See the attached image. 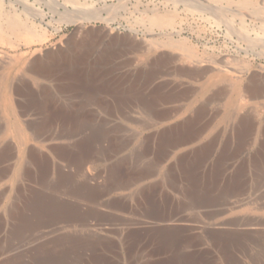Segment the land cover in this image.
I'll list each match as a JSON object with an SVG mask.
<instances>
[{
  "label": "rangeland",
  "instance_id": "1",
  "mask_svg": "<svg viewBox=\"0 0 264 264\" xmlns=\"http://www.w3.org/2000/svg\"><path fill=\"white\" fill-rule=\"evenodd\" d=\"M40 1L0 0L45 33L43 42L10 37L13 47L0 45V153L9 166L0 180V209L19 211L25 199L63 204L76 208L63 213L81 212L78 220L100 236L131 226L144 228L151 242L160 233L153 227H185L183 220L189 251L174 245L178 237L169 240V261L264 264V0ZM154 14L173 24L151 26ZM78 18L84 19L79 25ZM169 39L183 40L196 56L164 48ZM53 51L55 70L47 76L34 71L32 60ZM217 65L230 72L216 71ZM237 83L257 88L254 96L236 90ZM113 102L125 110H110ZM91 106L101 113L97 120ZM201 106L209 120L202 128L194 122L189 132V118ZM72 151L82 157L75 155L70 166L64 157ZM200 158V170L213 169L210 182L238 173L242 183L230 193L189 197L168 173ZM11 236L0 240V264H26L24 244L16 250L6 241ZM95 247L61 257L84 263L99 256Z\"/></svg>",
  "mask_w": 264,
  "mask_h": 264
},
{
  "label": "crops",
  "instance_id": "2",
  "mask_svg": "<svg viewBox=\"0 0 264 264\" xmlns=\"http://www.w3.org/2000/svg\"><path fill=\"white\" fill-rule=\"evenodd\" d=\"M191 74L189 75L191 76ZM111 104L110 110L114 112L121 113L125 110L124 104L114 102ZM91 107L90 115H93L97 120V115L101 113H99L97 106L95 108ZM160 113L163 115L167 114L164 112L163 107L160 109ZM195 116L194 121L191 117L189 118V132L194 122H197L196 124L202 128L204 127V121L209 120L202 106L195 110ZM159 119H163V117ZM9 148L12 149L11 146ZM3 154V152L0 153V180L9 168L2 161V157L4 158ZM45 158L46 156L43 158L45 161L43 164L45 165V175H47L49 165H47ZM38 169L44 168L37 167ZM46 196L45 198H47ZM21 202L23 203V209L20 208L19 211L13 212L8 209H0V240H3V237L6 238L8 235H12L5 240L13 243L12 247H15L16 250L21 249V245L24 244L25 251L27 252L26 264H66L65 258H62L61 261L57 260L61 258V255H64L65 251L81 249L84 245L96 246L94 248V256L97 255L96 250H99L100 253L98 257L87 259V262H80V264H147L151 260H154L158 264H176L174 259L173 261L170 260V263V254L166 253L169 240H173L174 242L176 237L178 239L181 237V239L178 240V245L176 243L175 246L186 248L185 250L189 251V223L183 220L179 221L185 223V227L177 226L170 229L153 227V229L160 231V233L155 238L153 237V242H151V237L147 235L146 238V233L141 231L144 228L120 227L121 232L119 234H115L114 230H111L105 232L103 235L100 233V236L94 230V226L91 227L92 225H90L88 227L78 220L77 216L81 212L75 211V215H69L57 209L56 211L43 213L42 211L39 212V208L37 210L33 208L35 206H32L33 203L31 201L28 202V199ZM185 228H188V230ZM185 250L181 254H185ZM171 254L173 255V253ZM56 257L58 259L54 261ZM132 257L134 259L131 261Z\"/></svg>",
  "mask_w": 264,
  "mask_h": 264
},
{
  "label": "bare ground",
  "instance_id": "3",
  "mask_svg": "<svg viewBox=\"0 0 264 264\" xmlns=\"http://www.w3.org/2000/svg\"><path fill=\"white\" fill-rule=\"evenodd\" d=\"M21 1V0H20ZM41 1H43V0H41ZM41 1L39 2L40 4H41ZM70 1V0H69ZM73 1V0H72ZM214 1H227L228 2V0H214ZM17 2V1H16ZM23 2V1H22ZM9 4V3H8ZM28 4V3H27ZM43 4V3H42ZM49 4V3H48ZM68 4V3H67ZM72 4V3H71ZM3 4L2 3H0V45L2 46V45H8V46H10V47H13V44H12V42H11V38L12 37H18V38H22V39H24L27 43H31L33 40L32 39H35V38H37V41L38 42H43L44 40H43V36H45L44 34V32H42V34L43 35H40V34H38V31H37V27L35 28V26H33L31 23H29L28 22V19L26 20L25 19V17L23 18V17H20V15L21 14H18L17 15V13H16V11L15 12H13V11H9V10H6L3 6H2ZM74 5H76V4H74ZM45 6V5H44ZM52 6V5H51ZM61 6V5H60ZM63 6V5H62ZM46 7V6H45ZM44 7V8H45ZM56 7V6H55ZM64 7H65V5H64ZM75 8H76V6H74ZM9 8H11V7H9ZM15 7H13L12 9H14ZM26 8V7H25ZM43 8V9H44ZM42 9V10H43ZM51 9V8H50ZM53 10H54V8H52ZM51 9V10H52ZM17 10V9H16ZM40 10V9H39ZM19 11V10H18ZM55 11V10H54ZM56 12V11H55ZM50 13V12H49ZM57 13H58V11H57ZM69 13V12H68ZM67 13V14H68ZM76 13V12H75ZM78 13H79V11H78ZM77 13V14H78ZM44 14V13H43ZM65 14V17L66 16H68L66 13H64ZM71 15H73L72 13H70ZM60 15V13L58 14V16ZM61 15H63V14H61ZM61 15H60V18H61ZM79 15V14H78ZM77 16V15H76ZM38 18H39V16H37ZM80 17V16H79ZM83 17V16H82ZM30 18V17H29ZM46 18V17H45ZM66 18H69V17H66ZM71 18V17H70ZM72 18H74V16H72ZM77 18V17H76ZM83 18H85V15H84V17ZM91 18V17H90ZM62 19H64V18H62ZM42 23L44 22V18H42ZM84 21V19H77L76 21H75V24H77V25H79V24H81L82 22ZM68 22L70 23L71 22V20H68ZM73 22V21H72ZM173 24V18H171V17H169V16H165V15H159V14H154V15H152L151 17H150V25L151 26H153V27H155V28H163V27H165V26H170V25H172ZM41 33V32H40ZM172 36V35H171ZM11 37V38H10ZM14 40V39H13ZM14 44H16L15 42H14ZM60 47V46H59ZM163 47L164 48H167V49H171V50H176V51H180V52H182L183 54H185L187 57H195L196 56V52H195V50L193 49V47H191V46H189L188 44H186L185 42H183V40H179V41H174L173 39H169L167 42H165L164 43V45H163ZM58 49H60V48H58ZM58 49H57V51H58ZM57 51H53V54H51V55H49V56H47V59L46 60H42V59H40V58H35V59H33L32 60V62L30 63V65H32V68H33V70L34 71H36V72H38L39 74H41L42 76H47L48 74L46 73V72H48V71H52V70H55V67L56 66H58V62H57V58H55L53 55H55L54 53L55 52H57ZM61 53H63L62 51H60ZM61 55V54H60ZM56 56V55H55ZM46 58V57H45ZM222 63V62H221ZM27 67V66H26ZM28 68V67H27ZM75 70V69H74ZM210 70V69H209ZM34 71H32V72H34ZM216 71H219V72H222V71H224V72H227L228 71V69H226V67L225 66H219V65H217V68H216ZM31 72V71H30ZM31 72V73H32ZM208 72V71H207ZM228 72H230V71H228ZM255 73V72H254ZM253 73V74H254ZM50 74V73H49ZM256 74V73H255ZM94 77V76H93ZM74 78V77H73ZM77 78V77H76ZM248 78V77H247ZM22 79V78H21ZM66 79L67 80H70L68 77H65V80L64 79H61L62 81H64V82H67L66 81ZM257 79V78H256ZM83 80V79H82ZM253 80V79H252ZM77 82H78V79L76 80ZM95 81V80H94ZM69 82V81H68ZM80 82V81H79ZM253 82V81H252ZM255 82V81H254ZM254 82H253V84H254ZM71 83V82H70ZM246 83V82H245ZM69 84V83H68ZM238 84V83H237ZM249 84V83H248ZM252 84V85H253ZM70 85V84H69ZM73 85H75V84H73ZM77 85V84H76ZM245 85V84H244ZM251 85V86H252ZM235 86H236V90H238V91H240V92H245L246 94H250L251 95V93H252V95L254 96V94H255V91H256V89L254 88V87H250L249 85H247V87L245 86V87H243V85H236L235 84ZM73 87V86H72ZM70 88V87H69ZM245 88V89H244ZM263 89V88H262ZM261 89V90H262ZM244 93V94H245ZM43 96V95H42ZM243 96V95H242ZM249 96V95H248ZM261 96H263V95H261ZM245 97V96H244ZM252 97V96H251ZM250 97V98H251ZM255 97H256V95H255ZM252 99H254V98H252ZM255 100H257V99H255ZM250 101V100H249ZM65 117V119H66V116H64ZM65 119H63L62 121H64ZM66 121V120H65ZM194 121V120H193ZM47 122V121H46ZM182 124V123H181ZM185 124V123H184ZM180 125V124H179ZM188 125V124H187ZM183 127V126H182ZM186 127H189V126H186ZM175 128V127H174ZM174 128L173 129H171V131L170 132H172V133H176V134H178V131H176L175 130V132H174ZM181 130H183L182 128H181ZM185 131V130H184ZM242 134V133H241ZM240 134V135H241ZM245 134V133H244ZM165 137V136H164ZM158 138V137H157ZM241 138V137H240ZM162 140H160V143H161V145H162V142H161ZM242 142V141H241ZM244 142V141H243ZM210 143V142H209ZM215 143V142H214ZM240 144V143H239ZM237 145V146H240V145ZM144 145V144H143ZM156 146H159L160 147V145H156V144H154V147H155V153L158 151L157 149L159 148V147H156ZM241 146H243V145H241ZM237 148H239V147H237ZM161 149V148H160ZM235 149V148H234ZM239 150H241V149H239ZM147 151H148V149H147ZM235 151V150H234ZM237 151V150H236ZM73 153H74V151H72ZM149 152V151H148ZM229 152V151H228ZM154 152H149V155L152 157V159L155 157V154H153ZM158 153V152H157ZM201 153V152H200ZM205 153V152H204ZM231 153H233V151L231 152ZM80 154V152H75L74 154H73V156L72 157H70V156H68V157H64V159L65 160H67L68 161V163H69V165L72 163V161L74 162V159H76L77 157L75 156V155H79ZM91 154V153H90ZM138 154V153H137ZM144 154V153H143ZM206 154V153H205ZM205 154H204V156H205ZM227 154V153H226ZM236 154V153H235ZM240 154V153H239ZM259 154V153H258ZM202 155V154H201ZM262 155V154H261ZM80 156V155H79ZM84 156V155H83ZM93 156V155H92ZM143 156V155H142ZM203 155H202V157H204ZM208 156V155H207ZM226 156V155H225ZM80 157H82V154H81V156ZM86 157V156H85ZM157 157V156H156ZM155 157V158H156ZM198 157V156H197ZM200 157V156H199ZM220 157H221V155H220ZM219 157V158H220ZM87 158V157H86ZM218 158V159H219ZM226 157H224V159H225ZM81 159V158H80ZM88 159H90V158H88ZM152 159H151V161H152ZM202 159H205V158H200V159H197L196 161H195V159L194 160H192L191 161V163L190 164H180L179 166H175L173 169H174V173L171 171V173L169 174L168 173V176L169 177H171L172 179H174V180H176L177 182H179L184 188H187V190H188V192H189V197H191V198H193V196L195 197H202L203 195L205 196V195H207V197H208V195H213V194H217V193H219V195H220V193L221 192H225V191H228L229 193H230V191H233V190H235V188H238V186H240V184L242 183V181L241 180H239V178H237L238 176H237V174L236 175H229L230 177H226L227 175L225 174V175H223V176H221L222 178H217V180L214 178V181H209V179H208V177H209V175L211 174V173H213V169H203V170H200L201 168H199V167H201L200 166V164H198L199 162H201L202 161ZM221 159V158H220ZM223 159V158H222ZM262 159V158H261ZM77 161V160H76ZM154 161H156L155 163H158L159 161L158 160H154L153 159V162ZM204 161V160H203ZM217 161V160H216ZM150 162V161H149ZM76 163H78V162H76ZM80 163H81V161H80ZM84 163V162H83ZM151 163V162H150ZM149 163V164H150ZM88 164H89V162H88ZM216 164V163H215ZM219 164V163H218ZM80 165V164H79ZM86 165V164H85ZM148 165V164H147ZM217 165V164H216ZM216 165L214 166V168H216ZM71 166V165H70ZM75 166V165H74ZM217 166H219V165H217ZM222 166V165H221ZM230 166V165H229ZM77 167V166H76ZM84 167V165L82 166V168ZM150 167V166H149ZM213 167V166H212ZM211 167V168H212ZM224 167V166H223ZM72 168H74V167H72ZM128 168V167H127ZM218 168V167H217ZM216 168V169H217ZM242 168V167H241ZM37 169V168H36ZM85 169V168H84ZM216 169H214V171H217ZM132 170V169H131ZM224 170V169H223ZM73 171V170H72ZM76 171V170H75ZM69 172V171H68ZM74 172V171H73ZM132 172V171H131ZM218 172V171H217ZM70 173V172H69ZM220 173V172H219ZM218 173V174H219ZM128 174H130L129 172H128ZM221 174V173H220ZM241 174V173H240ZM65 175V174H64ZM69 175V174H68ZM172 175V176H171ZM213 175V174H212ZM239 175V174H238ZM73 176V175H72ZM114 176V175H113ZM225 176V177H224ZM237 176V177H236ZM26 177V176H25ZM110 177H112L111 175H110ZM110 177H109V179H110ZM240 177V176H239ZM58 178V177H57ZM63 178H65V177H63ZM113 178V177H112ZM241 178V177H240ZM87 179V178H86ZM114 179V178H113ZM212 179V178H211ZM103 180V179H102ZM108 180V179H107ZM107 182V181H106ZM59 183V182H58ZM113 183V182H112ZM26 184H28V183H26ZM101 184V183H100ZM103 184H105V182L103 183ZM31 187V186H30ZM85 187V186H84ZM83 187V188H84ZM89 188V187H88ZM36 189V188H35ZM86 189V188H85ZM98 190V189H97ZM186 190V189H185ZM40 192V191H39ZM90 192H91V190H90ZM32 193V192H31ZM86 193V192H85ZM222 193V194H223ZM227 193V192H226ZM88 195V194H87ZM71 196V195H70ZM203 196V197H204ZM36 197H38V198H40L41 197V195H40V193H38V194H36ZM43 197V196H42ZM67 197H68V195H67ZM78 197V196H77ZM76 197V198H77ZM70 198H72V197H70ZM75 198V197H74ZM208 198H210V197H208ZM34 199V198H33ZM78 199V198H77ZM76 199V200H77ZM67 200V199H66ZM72 200V199H71ZM199 200H200V198H199ZM205 200V199H204ZM56 201V200H55ZM78 201V200H77ZM70 202V201H69ZM73 202V201H72ZM71 202V203H72ZM65 203H66V201H65ZM64 203V204H65ZM68 203V202H67ZM70 203V204H71ZM62 204V203H61ZM60 204V205H61ZM69 204V203H68ZM68 204H66V205H68ZM69 204V205H70ZM76 204H77V202H76ZM82 204V203H81ZM202 204V203H201ZM37 205H38V207H37ZM63 205V204H62ZM58 206V207H56V206H54L53 204H52V206L51 205H44V203H43V205H40L39 203H35L34 202V204L32 205V206H35V207H33V208H35L36 210L39 208V212L40 211H42L43 213L44 212H52V211H56L57 209L58 210H64V211H69V210H71V209H73V208H75V207H71V208H69V207H63V206ZM89 205V204H88ZM77 206V205H76ZM79 206L80 205H78V207L77 208H79ZM87 206V205H86ZM90 206V205H89ZM92 206V205H91ZM107 206H109V205H107ZM82 207H84V206H82ZM198 208H200V207H202V208H204V204H202V205H199V206H197ZM76 209V208H75ZM82 209H86V208H82ZM96 209H97V207H96ZM34 210V209H33ZM73 211V210H72ZM79 211V210H78ZM70 212V211H69ZM25 213H26V211H25ZM87 213V212H86ZM28 214V213H27ZM38 214H40V213H38ZM37 214V215H38ZM50 214V213H49ZM70 214V213H69ZM71 214H73V213H71ZM89 214H91V213H89ZM102 215V214H101ZM24 216V215H23ZM63 216V215H62ZM26 220V219H25ZM34 221V220H33ZM36 221V220H35ZM80 221V220H79ZM86 222V221H85ZM31 223V222H30ZM24 225V224H23ZM89 227V226H88ZM93 227V226H92ZM99 228V227H98ZM97 229V228H96ZM101 230H102V228H101ZM100 230V231H101ZM26 232V231H25ZM235 234V233H234ZM181 239V238H180ZM179 240V239H178ZM46 241V240H45ZM225 242V241H224ZM176 243V242H175ZM39 245V244H38ZM175 245V244H174ZM227 246V245H226ZM84 247V246H83ZM90 247V246H89ZM173 247V246H172ZM86 248V247H85ZM229 248H230V246H229ZM175 249V248H174ZM231 249V248H230ZM184 250V249H183ZM173 252H174V250H173ZM172 252V253H173ZM20 253H24V252H20ZM57 253V252H56ZM191 253V252H190ZM192 253H194L193 251H192ZM17 254V253H16ZM195 254H197V252L195 253ZM199 254V253H198ZM187 255H188V253H187ZM190 255H192V254H190ZM79 256V255H78ZM189 256V255H188ZM193 256V255H192ZM191 256V257H192ZM197 256V255H196ZM233 256V255H232ZM6 258V257H5ZM62 258V257H61ZM64 258V257H63ZM196 258V257H195ZM228 258V257H227ZM183 259V258H182ZM4 260V259H3ZM203 260H204V256H203ZM11 261V260H10ZM72 261V260H71ZM183 262V261H182ZM188 262V261H187ZM2 263V262H1ZM178 263V262H177ZM208 263V262H207ZM207 263H205L204 261H196V260H192V261H189V263L188 264H207Z\"/></svg>",
  "mask_w": 264,
  "mask_h": 264
}]
</instances>
